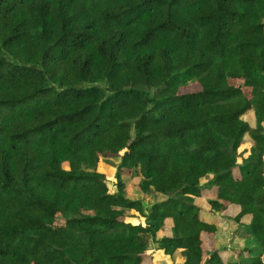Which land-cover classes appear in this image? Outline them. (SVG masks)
Masks as SVG:
<instances>
[{
    "label": "trees",
    "instance_id": "16d2710c",
    "mask_svg": "<svg viewBox=\"0 0 264 264\" xmlns=\"http://www.w3.org/2000/svg\"><path fill=\"white\" fill-rule=\"evenodd\" d=\"M202 199L259 253L223 258ZM152 243L264 264V0H0V264H154Z\"/></svg>",
    "mask_w": 264,
    "mask_h": 264
},
{
    "label": "rangeland",
    "instance_id": "374dc122",
    "mask_svg": "<svg viewBox=\"0 0 264 264\" xmlns=\"http://www.w3.org/2000/svg\"><path fill=\"white\" fill-rule=\"evenodd\" d=\"M118 163H119V160L116 159V158H111L109 160H107L106 162L102 163L101 164V169H102V172L105 173L106 175H108L109 177H114L115 176V173H116V168L118 166ZM136 182H127V180H125V190H124V196L131 199V200H136V201H140L142 202V204L144 205V207H148L150 206L151 204L155 203L157 201L156 197L154 195H150L148 193H145L143 191H141V189L137 186H135ZM207 207V203L203 205V207ZM219 213V212H216V214ZM132 222H136V223H141L143 222V217H141V215L137 214L136 215V218L132 220ZM170 226V222L168 221L167 222V225H166V228L164 230V232H158L156 234V237L158 239H160L162 237L163 234H166L168 233V227ZM224 227V232L227 233L228 229L226 227V225H223ZM224 237V236H222ZM235 237V239H234ZM242 238L240 239V237H236V236H233V244L232 246L234 248H238V249H244V248H252V249H255V254L257 255L259 253V247H258V243L257 241L255 240H251L250 242H242ZM220 245H223L224 243L226 244H229L230 245V242L226 240H221V242H219ZM231 246V245H230ZM229 246V247H230ZM156 247H157V244H149L148 246V249L149 251L151 252L152 254V258L154 260V263L155 264H167L166 260L161 256V254L157 253L156 252ZM160 251V250H159ZM258 251V252H257Z\"/></svg>",
    "mask_w": 264,
    "mask_h": 264
},
{
    "label": "crops",
    "instance_id": "0c3cea01",
    "mask_svg": "<svg viewBox=\"0 0 264 264\" xmlns=\"http://www.w3.org/2000/svg\"><path fill=\"white\" fill-rule=\"evenodd\" d=\"M196 203L202 208V212H201V217L203 220L207 221V222H213V221H216V220H219L217 222V229H216V232L214 234V237H213V241H214V248L216 250H218L219 252L222 253V257L223 258H227L229 260H232L233 259V254H231L232 252L231 251H242L243 249H236L232 246V242H233V236H236V237H240V239L242 238V242H250L251 240H247L246 239V236H245V230L244 228L248 225V218H246L244 221H243V225H234L233 223H231L229 220H223V221H220V218L225 216V217H234L237 215V213L239 212V209L235 206H230L226 211H224L223 213H217L216 212H212L210 211L209 208L207 207H203L204 204H206V201L205 200H197ZM208 206V205H207ZM223 225H226L227 227V233L224 232V227ZM224 236V237H222ZM228 242H230V245L229 244H226L224 243L223 245H220L219 242H221V240H226ZM235 239V237H234ZM230 246V247H229ZM223 251H226L227 253H224ZM148 252L149 254L152 256L151 252L149 251L148 249ZM156 252L161 254V256L167 261L166 263L167 264H170V261L167 257H165L161 251H159L158 249V246L156 247ZM258 252V251H257ZM224 253V254H223ZM153 263H154V260H153ZM155 264V263H154Z\"/></svg>",
    "mask_w": 264,
    "mask_h": 264
}]
</instances>
